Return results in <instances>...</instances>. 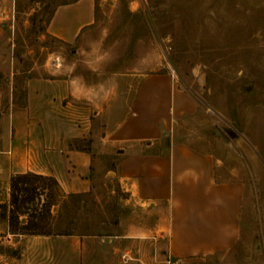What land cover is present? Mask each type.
<instances>
[{"label":"rangeland","instance_id":"374dc122","mask_svg":"<svg viewBox=\"0 0 264 264\" xmlns=\"http://www.w3.org/2000/svg\"><path fill=\"white\" fill-rule=\"evenodd\" d=\"M74 1L0 0V111L9 99L22 104L29 78L96 81L104 99L115 94L96 121L97 131L102 132L124 114L141 74L167 72L198 105L177 130L202 136L244 187L235 243L193 261L264 264V0H91L92 25L65 44L48 35L46 26L56 7ZM227 129L235 136L229 137ZM73 145L85 147L89 141ZM116 162V154L98 157L91 168V190L56 198L51 216L39 222V229H50V235L62 231L96 235L89 239L98 241L124 229L129 233L132 224L151 219L126 201ZM46 182H35L40 195L24 203L27 213L35 207L44 214L38 211L46 201L47 188L42 185ZM8 201L0 187V204L7 205L4 217L0 207V263L18 251L5 242ZM26 219L20 214L16 228ZM7 231L16 230L7 226ZM88 251L85 264H94L95 250ZM102 251L107 254L106 249H98V255ZM150 253L149 264H161L152 246ZM130 254H139L137 245H132Z\"/></svg>","mask_w":264,"mask_h":264},{"label":"crops","instance_id":"0c3cea01","mask_svg":"<svg viewBox=\"0 0 264 264\" xmlns=\"http://www.w3.org/2000/svg\"><path fill=\"white\" fill-rule=\"evenodd\" d=\"M93 21L91 0H76L54 9L46 33L71 44ZM99 88L73 77L25 80L22 104L9 99L0 111V187L9 195L10 177L31 172L53 177L64 194H84L96 159L116 154L126 201L152 218L98 241L11 233L6 224V245L18 251L0 264H85L90 247L94 264H149L148 246L161 264H195L228 250L239 236L244 187L202 136L177 130L197 111L192 95L165 71L141 74L124 114L99 132L96 121L115 97L104 99ZM84 140L89 145H73ZM132 245L139 254H130Z\"/></svg>","mask_w":264,"mask_h":264},{"label":"trees","instance_id":"16d2710c","mask_svg":"<svg viewBox=\"0 0 264 264\" xmlns=\"http://www.w3.org/2000/svg\"><path fill=\"white\" fill-rule=\"evenodd\" d=\"M66 5V4H61ZM37 180L47 181L46 183H42L47 188L46 201H44L40 206L42 209H39L38 212L43 210L42 213H37V208L33 207L30 210V213H27L25 210L27 207L24 206L25 202L33 201L34 198H37L40 193L35 184ZM57 190L58 192H56ZM79 194H64L60 189L53 177L50 176H42L38 174H34L31 172L19 173L12 175L9 179V216L7 220V226L11 231V233H19V234H42V235H50L52 234L51 230H41L39 229V222L43 220L45 217L51 216L50 208L54 206L56 198H70ZM0 207L3 209L1 216L4 217V210L7 208L5 203H1ZM20 209H24L21 211ZM20 214H26L27 219L22 223V226L18 229L16 228V224L18 222V217ZM56 234H72L69 231H62ZM84 234V233H80ZM90 234V233H89Z\"/></svg>","mask_w":264,"mask_h":264},{"label":"water","instance_id":"95a60500","mask_svg":"<svg viewBox=\"0 0 264 264\" xmlns=\"http://www.w3.org/2000/svg\"><path fill=\"white\" fill-rule=\"evenodd\" d=\"M225 133H226L229 137H234V136H235V132L232 131V130H229V129L225 130Z\"/></svg>","mask_w":264,"mask_h":264},{"label":"built area","instance_id":"2783aa9c","mask_svg":"<svg viewBox=\"0 0 264 264\" xmlns=\"http://www.w3.org/2000/svg\"><path fill=\"white\" fill-rule=\"evenodd\" d=\"M166 64H167V63H166ZM167 66H168V64H167ZM168 68H169V67H168ZM169 69H170V74H171V76L175 78V75H174V73H173V70H172L171 68H169Z\"/></svg>","mask_w":264,"mask_h":264}]
</instances>
